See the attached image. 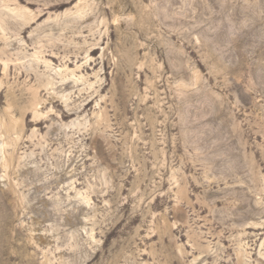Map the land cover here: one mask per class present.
Wrapping results in <instances>:
<instances>
[{"label": "rangeland", "instance_id": "1", "mask_svg": "<svg viewBox=\"0 0 264 264\" xmlns=\"http://www.w3.org/2000/svg\"><path fill=\"white\" fill-rule=\"evenodd\" d=\"M0 264H264V0H0Z\"/></svg>", "mask_w": 264, "mask_h": 264}, {"label": "bare ground", "instance_id": "2", "mask_svg": "<svg viewBox=\"0 0 264 264\" xmlns=\"http://www.w3.org/2000/svg\"><path fill=\"white\" fill-rule=\"evenodd\" d=\"M5 65V64H4ZM7 67H8V64H7ZM7 67H5V68H7ZM6 70V69H5ZM3 123V122H2ZM15 123V122H14ZM3 127V126H2ZM7 128V127H6ZM9 130V129H8ZM12 130V129H11ZM10 133V132H9Z\"/></svg>", "mask_w": 264, "mask_h": 264}]
</instances>
